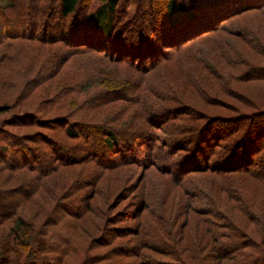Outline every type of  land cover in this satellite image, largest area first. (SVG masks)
<instances>
[{"label":"trees","instance_id":"1","mask_svg":"<svg viewBox=\"0 0 264 264\" xmlns=\"http://www.w3.org/2000/svg\"><path fill=\"white\" fill-rule=\"evenodd\" d=\"M1 1L0 91L11 97L2 99L6 106L2 107L6 108L4 111L13 109L12 105L19 106L26 100L22 95L17 100L12 99V90L18 86L25 87L26 95L29 89L37 88L47 81L51 83L62 67L75 57L93 53L102 55L103 59L112 64L113 70L117 71H110L108 76L101 74V78L90 73L61 88L59 83L68 82V78L66 81H62L65 76H61L58 81L56 78L54 85H51L52 89L48 88L46 91L52 102L51 111L47 112L39 100L40 108L32 106L34 112L30 110L13 116L20 118L21 123L14 120L11 123L14 127L21 125L40 128H54L51 124H56V129L63 130L67 141L58 139L56 142L55 138L45 134L16 135L7 129H0V166L12 173L19 169L34 173V180L39 187H42L45 177L58 169L92 164V161L100 165L98 166L102 172L132 164L145 172L154 169L164 181L184 194L185 202L181 200L178 206L176 202L170 204V208H177L170 209L173 212L170 216L176 218V214L180 212L183 220L177 225V230L174 228L166 233L170 217L166 213H159L154 216L156 226H151L150 233V227L145 226L144 221L141 223V220L142 215L150 210L152 212L153 208L146 202L139 201L138 206L129 214V219L137 221L135 226L113 229L115 234L134 233L139 238L132 248L123 250L138 257L139 262L125 264H211L209 259L217 264H264V109L248 114L241 112L227 118L196 117L189 104L193 91L203 94L204 87L207 86L205 90L214 89L216 95L225 94L228 93L230 81L234 83L236 80L237 83L241 81L240 84L251 87L252 91H256L264 99V93L259 94L260 90L264 92V0H144L148 2L147 14L143 9L144 1L125 0L123 17L117 15L122 0ZM94 1L101 3L97 14L106 17L108 29L105 32L98 28L95 31L85 29L86 21L93 15L90 5ZM130 5L135 7L133 14L128 10ZM177 11L181 15L178 13L179 16H175ZM24 15L28 17L25 18ZM257 15L261 17L260 21H248ZM126 19L128 20L125 21ZM95 27H98V21ZM217 34L223 35L220 36V41L225 44L219 45L218 41H211L217 43L212 45L214 47L211 46V51L216 49L224 52L227 39H223L228 35L236 39L234 56L227 54L224 58L230 65L229 70L226 68L223 71L213 60L209 61L213 58L209 49L206 54H201L194 52L192 48ZM230 42L229 40L227 45ZM22 43L41 46L42 51L49 54L47 53V59L40 62L38 73L19 84L15 78L20 73L14 75L2 67L15 63L19 68L22 66L18 54V45ZM14 47L16 53L12 51ZM245 52L253 55L248 57ZM199 53L202 57H199ZM32 59L34 61L30 65L36 66L41 59V50ZM178 59H182L184 64L200 63V69L196 70L194 67L193 73L189 67L182 76L185 80L178 81L177 68L182 71L184 66H173L174 70L166 73L161 67L164 63L176 65ZM48 65L54 66V69L48 76H43ZM120 65L142 75L136 80L130 96L135 98L131 102H134L136 106L133 107L136 109L133 112L132 107L128 106L119 109L131 116L124 115L121 119L127 118L131 124L139 123L138 127L131 128V132H120V121L114 123L112 118H105V121L95 122L91 119L95 116H89V113L98 112L106 104L112 103L110 100L119 103L124 100L118 93L121 88L111 82L119 78ZM28 70L30 69L24 68L21 74L24 75ZM235 71H238L237 76ZM153 73H158L161 78L157 80L158 85L148 89L150 86L146 85L145 80ZM190 79L193 84L188 81ZM164 81L169 82L167 86L170 84L180 89L183 102L173 96L171 90L164 92L160 88L159 84ZM109 82L111 86H105L108 97L98 100V96L92 94L94 86L107 85ZM186 82L191 85L184 84ZM132 84L128 86L131 87ZM252 91L250 90V94L242 93V96H253ZM145 93L154 99L152 103L143 101L142 96L150 97ZM81 94L85 97L79 101ZM186 100L187 103L184 102ZM59 101L64 103L60 104ZM161 102L166 103L161 106ZM243 103L250 106L248 99ZM55 105H59L60 113L54 112ZM114 109L118 108L109 112ZM83 111L88 112V119ZM179 112H182L183 117L188 112L189 119L196 117L202 122L196 132L181 128L185 120L182 116L174 115ZM45 117L49 118L44 120ZM120 140L122 143L118 148ZM9 141L12 142L11 145H7ZM95 145L100 147L98 152L93 150ZM115 148H118V160L101 159L105 153L109 155L116 151ZM158 148L161 152H166L169 158L178 161L176 166L163 161L162 166H159L157 159L153 158V153ZM38 150L49 154H41L45 159L38 164L33 162L36 166L28 164L37 158ZM74 150L82 151L85 155L81 158L68 156V152ZM8 152L20 159L7 160ZM63 155L67 157L64 158ZM197 178L201 179L200 183L196 181ZM79 183V187L91 184L88 180L79 181L67 192L58 196L55 193L52 196L53 210H44V205L40 203L37 214L30 219L18 214L15 207L17 204H29L36 196L37 186L26 181L15 188L0 191V225L14 220L8 235L0 243V264H64L63 256L73 247L71 238H77L78 232L74 228L65 240L67 235L63 234L62 228L68 226L69 217L84 219L85 216L92 215L94 210L90 203L96 197L95 191H91L89 198L85 196V206L81 213L70 207L72 202L68 199ZM199 199L204 200V208L200 210L194 208L192 203ZM167 205L168 203L164 204L163 208ZM163 208L161 210L165 212ZM191 211L201 217V220H194V230L187 234ZM121 215L118 216L122 217ZM40 217H43L42 221H38ZM212 219L221 224H215ZM144 227L147 232L143 231ZM102 231L103 227L100 233ZM149 234L153 241L151 244L145 240ZM54 238L58 239L59 245H56ZM93 242L103 244L108 241L102 236ZM110 244L111 242L108 243ZM150 252L164 258L150 256Z\"/></svg>","mask_w":264,"mask_h":264},{"label":"rangeland","instance_id":"2","mask_svg":"<svg viewBox=\"0 0 264 264\" xmlns=\"http://www.w3.org/2000/svg\"><path fill=\"white\" fill-rule=\"evenodd\" d=\"M141 1L143 2L144 0H141ZM124 2L125 0H122L121 4L118 7V13H117V15H120L122 17L124 16V10H125ZM2 3L3 2L0 0V4ZM147 4L148 2L144 1L143 9L146 10V14L148 13ZM90 6H91L90 12L93 15L88 21H86L85 29L89 28L95 31V29L98 28V30L105 32L108 29V23H107L106 17L104 16L103 18L101 17V15L97 14L99 8L101 7V3L94 1L91 3ZM128 10L133 14L135 11V7L133 5H130L128 7ZM178 13L179 12L177 11L175 13V16H177ZM32 14L33 12H31V15ZM179 15L181 14L179 13ZM24 17L27 18L28 16L24 15ZM260 18L261 17L257 15L255 18H251L248 21L251 23H254V22L260 21ZM127 20L128 19H126L125 21ZM97 21H98V27H95ZM220 36H223V35L217 34V36H211V38H207L202 43H199V45L196 46V48L195 46L192 48L194 49V52L195 51L200 52L201 54H206L209 49L210 55L213 57L209 59V61L211 62L213 60L214 62L213 61L212 62L218 65L219 69L225 71L226 68L227 70L230 69L229 68L230 65L226 62V59L224 58L227 54L234 56L235 47H236V45H234V42H236V39L233 38L231 35L230 36L226 35L227 38L223 39V40L227 39L226 49H223L224 52L222 51L223 52L222 53L220 50H216V49L211 51V48L214 47L212 46L213 44H217V43H219V45L225 44L224 42L220 41ZM229 40L231 41L230 45L229 44L227 45V42ZM211 41H218V42L211 43ZM40 50H41L40 61H38V64H36V66H31L34 61L32 57L35 58ZM12 51L16 53V48L14 47ZM47 53L42 51L41 46H37L35 44L34 45L29 44V43H22L21 45L19 44L18 54H19V59H21L20 62H22V66L19 68L18 64L15 63L14 65H11L8 67L4 66L2 67V69H7V72L10 71L14 75L17 73H20L19 74L20 78L18 75V78H15V80H17L19 84H23L25 80L32 79L35 76V74L38 73L40 69V62H43L44 59L48 58L49 53L48 54ZM200 53L198 55L199 57H202ZM245 53L248 55V57L253 55V53L251 52H245ZM35 63H37V61H35ZM176 63H177L176 65L175 64L168 65L164 63L161 67L164 69V72L166 73L169 71H173L174 70L173 66H177V67L184 66L182 71H179L178 70L179 68L176 67L177 72H178V73L176 72L178 75V79H179L178 81L185 80L182 76H184L183 74L184 72L187 73V71L185 70H188L189 67H191L190 68L191 71L194 69V67L196 70L200 69L199 68L200 63L198 64L194 62L192 64L190 63L184 64L182 63V59H178ZM111 65H112L111 63L103 59L102 55H99V54L93 53V54H87L86 56H78V57L73 58L67 64H65L62 67V70L59 71L61 73L58 72L55 79L57 78V81H58L61 78V76H65L62 79V81H66V79L68 78V82L59 83V88H61L64 86H69L73 82L79 81L80 79L86 77L90 73H94L98 76L101 74H106V76H108L107 73H109L110 71H115V72L117 71V69L113 70L112 68L113 66ZM24 68H28L30 70H28L24 75H22L21 73L23 72ZM119 68H120V74L117 80H120V81L114 80L111 82L114 84H117L118 85L117 87L121 88L118 91V93L121 97L124 98V100L120 103L118 101L114 102L115 100L113 101L110 100L109 102H112V103L106 104V107L99 110L98 112H92L95 115H93L92 113H89V116H95V118L94 117L91 118L92 120L94 119L95 122L105 121V118H108V119L112 118L114 123L115 121L117 122L120 121L121 130L119 131L120 132H131L130 131L131 128L138 127L139 123L131 124L127 118L121 119L125 117L124 115L129 116L130 114H126L124 113V111L123 112L119 111V109H121L123 106L132 107L131 109L132 112H133V109H136L134 108L136 106L134 102H131L135 98L133 99L130 96H132L131 94L134 90L133 86L134 84H136V80L142 75L137 72H133L129 69H126L122 65H120ZM53 69H54V66L53 67H51V65L46 66V68L43 71V76H48V74L51 73ZM1 73H4V72L1 71ZM193 73H194V70H193ZM73 74H75V76L71 77ZM237 74H238V71H235L236 76ZM131 77L133 78L131 79ZM98 78H101V76H99ZM159 78H161V75H159L158 73H153L149 75L147 80H145L146 85L150 86L148 89H152L151 86L158 85ZM55 79L51 82L52 84L47 83L48 82L47 81L46 84H43L37 88L35 87L34 89L28 88L29 92H27L26 95H24L25 87L21 88V86H18L17 89L12 90L13 91L11 93L13 95L12 99L17 100L18 96L22 95V97H24L26 100H24V103H21L19 106L12 105L13 109H9L8 111H4L6 110V108H2V107H6L4 106L5 103H3L2 99L4 97L6 98H11V97L8 94H5V92L0 91V129H7L9 132L14 133L16 135H33V134L43 135L45 134L48 137L55 138L54 141L56 142H58V139L65 141L66 137L63 134V130L58 131V129H56L58 128L56 124H51V126H55L54 127L55 129H54L49 126H47V128L30 127V126L23 127L21 125H18V127H14L12 126V123H11L12 120H14L16 123H21L19 121L21 120L20 118L17 117L18 119H16V118H13V116L19 115L22 112H26L30 110L34 112L35 109H33L32 106L33 107L38 106L39 100L42 101V106L48 110L47 112H50L52 109L51 107L52 102H50L51 99L48 97V95H46L47 93L46 91L48 88L50 90L51 85H54L53 82L55 81ZM106 79L107 81L109 80L108 77ZM197 80L200 82V79H197ZM188 81L192 83L193 80L190 79ZM236 81L234 83L230 81L228 85V93H225V94L219 93L218 95H216V92L214 91V89L205 90L207 87L206 85H203V87L206 86L204 87L205 89H204L203 94L195 93V91L190 89L193 92L191 93L192 96L190 97L189 104H191L192 106L190 108L194 112V115L196 114V117L201 115V117L207 116V117L227 118V117L235 116L236 114L241 113V112L248 114V113H251L259 109H264V99H261L256 91H252L251 87L245 84H240L241 81H238L239 83H237ZM111 82H109V84L107 85L104 84L100 86H97V85L94 86L95 88L93 89L92 94L94 96L97 95L98 100L106 99V97H108V95H106L108 91H106L107 89L105 86L110 87ZM190 82H186L184 84L191 85ZM130 83H133L131 87L128 86ZM168 83L169 82L164 81L162 84H159L160 88L164 90V92H168V90H171L172 93H174V94L171 93L173 96L178 97L179 99L182 100V96H180L181 95L180 89L178 87L174 88L170 84L169 86H167ZM247 87H249V89H247ZM195 89L196 88L194 87V90ZM245 90L246 91L248 90V91L245 92ZM250 90L253 92V96L250 95V96H247L248 98H244L242 95L244 93L250 94ZM262 91L263 90H260L259 94L262 95L264 93ZM145 94L146 96H150L147 93ZM83 97H85L84 94L79 95V98H80L79 101L82 100ZM142 98L144 102L152 103L154 101V99L151 96L150 97L142 96ZM246 99L250 101L249 103L250 106L245 105L243 103L244 101H246ZM69 100H71V98ZM187 101L188 100L184 102L187 103ZM260 101L262 103H260ZM77 102H78V99H77ZM180 102H183V100ZM49 103L51 105L47 107ZM59 103L62 104L64 103V101H59ZM165 103L166 102H161V106H164ZM113 108H118V109H114L113 111L109 112V110ZM58 109H59V105H55L53 108L54 112L60 113L61 111H59ZM1 111H4V112H1ZM116 112H121V113H116ZM82 113L83 115H86V119H88V112L83 111ZM181 113L179 112V114L176 113L174 115L182 116ZM187 113L188 112H186V115L184 117L182 116L183 117L182 119H184L185 121L181 124V128L186 129L187 131L192 130V132L194 133L197 131L200 124H202V122L195 119L196 117L193 119H189V116L187 115ZM145 117L147 116L145 115ZM48 118L49 117H45V119L44 118L43 119L47 120ZM171 118H174V116H172ZM120 143H122L121 140L119 141L118 148H120ZM11 144L12 142L9 141L7 145H11ZM99 145L102 146L101 143H99ZM93 148H94L93 149L94 151L98 152L99 151L98 148L100 147L98 145H95ZM118 148H115L114 150L117 151ZM43 151L44 150H38L37 158L33 159L34 161L28 164H34V163L38 164L42 162L45 159L44 156L41 155L44 153ZM116 151H112L111 153H109V155H106L105 153V155L102 156L101 159L104 161H108L110 159L118 160L119 152L117 151L118 154H116ZM44 154H49V153H44ZM84 155H85L84 152L77 151V150H74V152L73 151L68 152V156H75L76 158H81ZM65 157L67 156H64V158ZM153 158L157 159V164L159 166H162L161 161L170 163L169 164L170 166L171 164L176 166L178 162L172 158H169L166 152H161L160 148L155 150V153H153ZM6 159L7 160L14 159V161H16V160H19L20 157H17V155L10 154L8 152ZM92 162H93L92 164L81 165L79 167L58 169L57 171H55V173L45 177V180H43L44 183L42 187H39L37 181L34 180V173L28 172L27 170H23V169L16 170L14 171V173H12V171L8 169L5 170L0 166V191H3V190L7 191L10 188H15L19 184H22L26 181L28 183L32 182V184L35 187L37 186L38 190H37L36 196L29 204L20 205V206L17 204V207H15V210L17 209L18 214H21L25 216L26 218L30 219L35 213L37 214L38 205L40 203L44 205L43 206L44 210L51 209L53 207V197L52 196H55L54 195L55 193H57V196H58V194L62 192H65V191L67 192V190L70 189L72 185L73 186L77 185L79 181L83 182L85 180H88L91 183L90 186H86V187L80 186L79 187V185H81V183H79L78 186H76L74 190L71 191V198L68 199V201L72 202V204H70V207L72 209H75L76 211L81 213L83 211V207L85 206L83 205L85 203L84 202L85 196H88L89 198L91 191H95L96 197L90 203L91 207H93L94 210H93L92 215H89V217L85 216L84 219L82 218L79 219V217L78 218L69 217L67 219L68 226H65L62 228L63 234L67 235L65 236V240L68 237V233H72L74 231V228L75 230L77 229L76 231L78 232V237L74 239L71 238L72 240L71 242H73V247L70 248V251L63 256L62 261L64 262V264H125L126 262L137 263L140 260L138 257H135L133 254H127L123 250L132 248L134 246L133 244H136L139 238L137 236H134L135 235L134 233H131L129 235H125V233L119 234V235L115 234L114 233L115 231L113 229L120 230V229H126L128 227L130 228L134 227L137 221L129 219V217L131 216L129 214L130 212L134 211L135 206H138V202L142 200L146 202L150 206L151 209L153 208L152 212L150 210L149 213L147 212L148 214L144 213V215H142L143 217H142L141 223L142 221H144L146 224L145 226L148 225V227H150L148 229V232L150 233L152 232L151 226L153 227L156 226V219L154 218V216H157L159 213H162V214L166 213L170 217L167 220L169 223L166 221V223H168L166 224L167 225L166 233L170 230L171 231L174 230V228L175 230H177L178 228L176 227L177 225H179V223L181 224L183 220V215L180 212H178L176 214V218L175 216L174 217L170 216L171 214L173 215V212L170 211V209L172 210V208H175V210H177L176 207L170 208L171 206L170 204H172L173 202H176V205L178 206V203H180L181 200L185 202L186 199L184 197V194L178 189L173 188V186H171L169 182L164 181L162 177H160L156 172H154V169L149 170V172L148 171L145 172V170L138 168L137 165L132 164V165L123 166L122 168L121 167L117 168L114 171L102 172L103 170L100 169L101 168L99 167L100 165L97 164L96 161H92ZM34 166L36 165L34 164ZM33 180L35 181L36 184L34 183ZM196 181L200 183L201 179L197 178ZM115 195H116V198L114 197ZM203 202L204 200L199 199L192 203H193L194 208L200 210L204 208L202 207L204 206ZM166 203H168V205L165 208H163L164 204ZM161 207L165 209V212L161 210ZM166 208H167V211H166ZM52 210L53 208L51 209V211ZM120 214H122L121 215L122 217L118 216ZM55 216L57 215L55 214ZM39 220L42 221L43 217L42 218L40 217L38 221ZM194 220H201V217L200 218L197 217V214L191 211L189 212L190 224L188 226V231L186 230L187 234H190L192 230H194L193 228ZM212 220L214 221L215 224H221L220 221L216 219H212ZM13 221L14 220L12 221L8 220L6 221V223L4 222L3 225H0V243L3 242V237H6L8 235L9 228L13 225L12 224ZM102 227H103V231L102 233H100ZM143 231L147 232L145 230V227ZM220 231H222V229H220ZM100 234H103L102 236L106 237V241L108 242H104V243L102 242L103 244H99L98 242L94 243L93 241L95 239L97 240L100 237H102V236H99ZM150 236L151 235L149 234V237H146L145 239L146 241H150L149 244L153 243ZM193 236L194 235H192V237ZM54 240H55L56 245L60 244V243H57L58 239L54 238ZM50 242L51 241L49 238L48 243ZM109 242H111L112 245L111 244L108 245ZM170 242L172 241L170 240ZM148 255L153 256L158 259L164 258L159 255L156 256L152 252L148 253ZM1 256L2 255L0 254V257ZM209 261L211 262V264H217L212 259H209ZM223 264H230V263L223 262Z\"/></svg>","mask_w":264,"mask_h":264}]
</instances>
